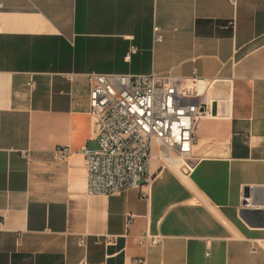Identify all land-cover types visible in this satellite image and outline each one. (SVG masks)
Segmentation results:
<instances>
[{
    "label": "crops",
    "instance_id": "1",
    "mask_svg": "<svg viewBox=\"0 0 264 264\" xmlns=\"http://www.w3.org/2000/svg\"><path fill=\"white\" fill-rule=\"evenodd\" d=\"M152 71L208 81L192 164L154 157L147 198L88 194L86 74ZM145 231L160 242L139 246ZM138 257L264 264V0H0V264Z\"/></svg>",
    "mask_w": 264,
    "mask_h": 264
},
{
    "label": "built area",
    "instance_id": "2",
    "mask_svg": "<svg viewBox=\"0 0 264 264\" xmlns=\"http://www.w3.org/2000/svg\"><path fill=\"white\" fill-rule=\"evenodd\" d=\"M224 27H234V20L227 21ZM153 38L154 41L161 38L156 26ZM86 77L90 84L88 114L93 120L96 146L82 147L76 153L82 156L86 169L88 194L116 195L138 189L140 196L147 198L154 157L161 162V168L171 169L180 176L188 169L195 143V123L212 116L211 102L204 93L208 81L154 71L90 72ZM71 153L68 145L54 150L59 160H66ZM129 219L130 216L126 227ZM113 241L107 238L106 242ZM159 242L158 234L147 231L137 240L139 246ZM84 243L83 237L78 238V245ZM132 263L145 264V259L138 257Z\"/></svg>",
    "mask_w": 264,
    "mask_h": 264
},
{
    "label": "water",
    "instance_id": "3",
    "mask_svg": "<svg viewBox=\"0 0 264 264\" xmlns=\"http://www.w3.org/2000/svg\"><path fill=\"white\" fill-rule=\"evenodd\" d=\"M213 112H214V108H213ZM190 164H192V161H189Z\"/></svg>",
    "mask_w": 264,
    "mask_h": 264
},
{
    "label": "bare ground",
    "instance_id": "4",
    "mask_svg": "<svg viewBox=\"0 0 264 264\" xmlns=\"http://www.w3.org/2000/svg\"><path fill=\"white\" fill-rule=\"evenodd\" d=\"M214 103V102H213Z\"/></svg>",
    "mask_w": 264,
    "mask_h": 264
}]
</instances>
